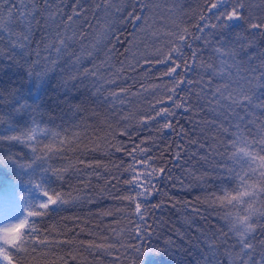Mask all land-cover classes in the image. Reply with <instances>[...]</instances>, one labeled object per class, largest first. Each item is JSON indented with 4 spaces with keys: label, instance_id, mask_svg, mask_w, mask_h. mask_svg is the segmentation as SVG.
I'll return each instance as SVG.
<instances>
[{
    "label": "trees",
    "instance_id": "trees-1",
    "mask_svg": "<svg viewBox=\"0 0 264 264\" xmlns=\"http://www.w3.org/2000/svg\"><path fill=\"white\" fill-rule=\"evenodd\" d=\"M247 3L250 11L264 15V0ZM16 5L20 11L34 12V18L28 17L32 19V54L25 55L17 48L15 59H10L11 41L16 37L0 31V137L20 135L37 125L61 137L79 134L73 150H61L48 160L37 161L26 175H20L13 161L28 164L39 153L34 154L25 143L0 140V228L24 214L25 200L20 197L28 203L39 201L45 199L42 191L48 190L50 194L63 193L69 200L47 216L35 218L37 228L47 229L50 238L68 242L38 248L28 264H202L210 242L218 246L221 264H232L238 247H233L229 213L235 210L214 203L212 196L235 187L224 170L238 165L227 158L220 144L225 136L217 124L227 126L228 121L217 116L212 110L215 105L208 101L210 90L223 83L228 73L233 78L237 73L251 76V69L264 64V36L246 32L243 21L198 31L197 24L216 23V10L207 11L208 0H47V4L44 0H35V4L16 0ZM201 14L208 19L200 21ZM174 20L182 21L192 36L200 37H190L191 47H183L184 59L191 67L177 69L179 77L166 74L171 62H157L167 50L166 33L174 30ZM9 27L13 32L23 30L19 20ZM57 33L68 45L59 56L46 48ZM243 36L250 43L242 40ZM217 47L234 49L235 61L221 57ZM157 49L162 50L159 57ZM194 51L197 57L192 64ZM88 52L93 56H87ZM234 63L238 67H229ZM93 64L99 69L97 76H84L83 69ZM208 65L223 72V78L210 77ZM121 67L123 72L118 71ZM177 78L192 81L176 88L177 97L187 101L179 109L168 99ZM210 78L212 83L207 84ZM112 79L116 82H106ZM201 80L204 83H198ZM121 89L127 91L119 97L109 95ZM256 94L264 99V88H257ZM161 100L164 103H157ZM161 108L175 115L156 116ZM256 114L260 115L259 110ZM166 120H171V128L163 126ZM39 139L43 144L54 143L50 134L39 135ZM134 146L147 149L153 167L165 170L153 181L156 190L144 205L150 227L139 239L133 231L140 223L132 214L134 206L120 199L132 188L123 181L129 178L124 170L131 160L127 152ZM69 164L74 167L62 178L49 170ZM255 235L264 240V230L258 229ZM90 243L115 247L102 251L90 248ZM131 246L140 247L141 252Z\"/></svg>",
    "mask_w": 264,
    "mask_h": 264
},
{
    "label": "snow or ice",
    "instance_id": "snow-or-ice-1",
    "mask_svg": "<svg viewBox=\"0 0 264 264\" xmlns=\"http://www.w3.org/2000/svg\"><path fill=\"white\" fill-rule=\"evenodd\" d=\"M32 2L35 4V0H32ZM44 2L47 4V0H44ZM20 3L23 4V0H20ZM105 3H111V0H105ZM144 7L147 8L148 5L145 4ZM250 8L251 5L247 3V0H208L207 11L211 14L213 10H216V23H205L203 27L197 24L196 28L198 31L203 32L204 27L223 29L228 27L230 22L243 21L244 25H246V32L264 36V15H256L249 10ZM0 9H2L0 11V31H5L9 36L16 37L15 40L11 41L10 51L13 55L9 58L15 59L14 53L17 48L23 51L25 55H31L29 48L32 19L28 17L31 15L34 18V12L20 11L16 5V0H0ZM117 11H119V8ZM5 16L6 19H3ZM136 18L141 19V17ZM72 19V16L67 17L68 22H71ZM207 19L203 14L199 16L200 21H206ZM16 20H19L23 29L20 32H13L9 27ZM173 24L174 30L166 33L169 37L167 50L163 51V59H158L157 62H171L172 66L166 74L170 76L176 74L179 77L177 69H188L191 67L189 61L184 59L183 47L185 45L191 47V44L188 43L190 37L192 39H200V37L192 36L189 28L184 26L182 21L174 20ZM68 39H71V37ZM241 39L248 41L247 36H243ZM207 42V39H205V43ZM248 42L250 43V41ZM67 47L66 39L59 33L46 46V48L54 49L57 56ZM244 47L245 44L241 43L240 48L243 49ZM215 51L221 57L229 56L235 61L236 51L234 49L217 47ZM161 52V49L156 50L158 57ZM35 55L39 57L40 52L36 51ZM86 55L92 57L93 53L88 52ZM196 57L197 53L194 51L191 56L192 64H195ZM76 59L78 62L81 57L78 56ZM177 59L180 60V63L176 62ZM148 62L145 59V63ZM51 63L54 65L56 61H51ZM222 63L226 62L222 61ZM233 66L238 67L235 63L229 67ZM207 68L211 70L209 72L210 77L220 76L223 78L225 75L223 72H216L211 65H208ZM123 70V67H121L118 71L123 72ZM98 71L99 69L93 64L92 68H84L82 74L95 77ZM250 71L252 72L251 76H240L237 73L235 78H233L231 73H228L227 79L223 83L210 90L211 100L208 101L210 105H215L212 110L216 112V115H223L225 120L228 121L227 126H225L224 122L217 124L220 132L225 136V139L220 141V144L227 158L238 165V168H225L224 170L225 174L235 183V187L231 190L221 189L222 195L213 194L212 196L214 203H219L224 207H230L235 210L229 213L231 224L229 231L235 237V245L233 247H238V251L234 255L232 252L227 253L228 255H233L232 264H237V261L239 264H264V240H257L255 235L258 229L264 230V99L256 94L257 88H264V64L259 69L253 68ZM106 82L115 83L116 80L112 79ZM184 83L191 85L192 81L177 78L175 87L170 89L171 95L168 99L176 109L183 108L187 104L184 97H177L176 95V88ZM198 83L204 82L201 80ZM211 83L212 79L210 78L207 84ZM204 90V88H201V92H204ZM97 91L99 92V89ZM126 91V89H121L120 92L113 91L109 95L119 97L121 93ZM157 103H164V101H157ZM257 110L260 112L259 116L256 114ZM174 115L175 112L168 108H161L156 112V116L170 117ZM120 119L127 120L128 117L120 116ZM163 126L171 128V120H166ZM9 131L16 130L9 129ZM49 134L53 137L54 143L43 144V141L39 139V135L46 136ZM0 140L25 143L34 154L39 153L28 164L13 161L20 169V175H26L33 170V166L37 161L48 160L61 150H73L76 147L74 141L79 140V134L74 133L73 137H61L60 133L40 129L37 125L22 132L20 135L3 136L0 137ZM41 145L43 146L41 147ZM121 147H117L116 150L120 151ZM147 151L145 148L134 146L130 152H127L131 160L124 170L129 173V178L123 182L131 185L132 188L129 195L120 197V199L126 200L134 206L132 214L138 217L140 221L133 229L137 239L148 234L147 229L150 226L147 225L146 216L148 212L144 205L148 197L156 190L153 181L165 171L163 167L159 169L153 167L151 157L147 155ZM79 163L85 164L86 167H93L91 163H86L84 160H79ZM72 167L74 165L69 164L63 169L50 168L49 170L62 178L63 173ZM29 182L31 183V181ZM35 187L39 189L42 188V185L36 184ZM42 195L45 199L31 203H28L25 197H20L21 200H25L24 214L16 222L0 228V264H28L29 256L38 248H50L53 245L68 242L50 238L51 233L47 229L37 228V220L35 218L47 216L54 207L67 204L69 200L65 198V194L55 191L50 194L48 190H43ZM88 246L102 251L115 247L113 244L95 243H90ZM131 247L138 254L141 252L140 247ZM109 254L111 253L109 252ZM202 264H221L218 256V246L215 242H210L207 245V251L202 255Z\"/></svg>",
    "mask_w": 264,
    "mask_h": 264
}]
</instances>
